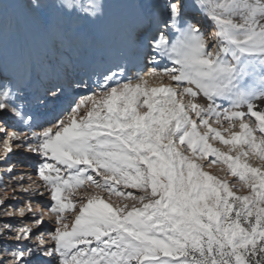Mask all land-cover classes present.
<instances>
[{
	"label": "snow or ice",
	"instance_id": "1",
	"mask_svg": "<svg viewBox=\"0 0 264 264\" xmlns=\"http://www.w3.org/2000/svg\"><path fill=\"white\" fill-rule=\"evenodd\" d=\"M21 4L53 30L103 8L99 0H2L0 45L9 8ZM135 7L147 24L130 45L146 58V73L121 83L119 65L105 70L99 92L72 101L31 136L0 127L4 164L13 145L40 158L38 187L48 192L55 225L34 245L24 243L31 227L16 230L11 264H264V164L250 162L264 161V0H136ZM192 13L209 22L210 35ZM31 78L30 70L23 78L0 72V118L31 126L24 111L33 102ZM44 95L60 100L63 86L52 82ZM215 164L246 191L205 171ZM17 212L43 227L30 202Z\"/></svg>",
	"mask_w": 264,
	"mask_h": 264
},
{
	"label": "bare ground",
	"instance_id": "2",
	"mask_svg": "<svg viewBox=\"0 0 264 264\" xmlns=\"http://www.w3.org/2000/svg\"><path fill=\"white\" fill-rule=\"evenodd\" d=\"M118 1V0H114ZM130 4L123 6L121 9H116L115 6L112 5V3L109 0H99V2L103 5L102 8V14H100L97 18L91 19V20H79L78 22V32H81V35L83 36L85 33L89 35V41L91 44L94 43L93 47L90 49L89 44H86L87 46H81L82 50L80 49V56H76L72 46L70 45V37L66 36L65 38L62 37L59 33L60 26H62V29L65 30V23L63 22L62 25L58 26L56 30L49 28L48 36L51 39L50 42L47 40L48 38L44 35L42 30V25L40 22V19L31 16H26L25 19V27H24V34L26 36L28 45V50L31 54V64L30 70L35 72V75L31 76V83H30V93L34 97V99H37L39 91H44L46 87L50 85V83L55 82L61 84L63 87L70 88V83L68 81H72L75 79L76 76H83L86 79H93L95 80L97 75L101 72L103 73L105 70L109 68L115 69L117 65L120 66L117 71L123 70L122 75L125 77L123 82H127L128 78H132L134 81V78L137 74H143L148 71V68L150 65L147 64L146 58H142L137 54V52L131 47L130 45V37L133 33L140 31L141 28L146 26L147 20L141 16L137 8L135 7L136 0H130ZM88 2V0H87ZM19 6V5H18ZM122 11V12H120ZM26 13V10H24ZM127 16H125L124 15ZM194 16V15H193ZM194 21H197L199 19L200 25L205 27L207 25L205 19H203L199 14L194 18ZM145 21V22H144ZM145 23V25H142ZM209 24V22H208ZM87 28V31L85 29ZM202 28V27H201ZM208 30H211V33L213 31L212 27H209ZM77 31V30H76ZM95 36H92L94 35ZM57 36V40H55V37ZM55 36V37H54ZM46 37V38H45ZM81 39V36L77 37ZM88 38V37H87ZM66 40V41H65ZM50 43H56V49L57 52H59V59H55L52 51L50 50ZM107 43V44H106ZM45 44V45H44ZM109 46V47H108ZM47 50V54L46 51ZM114 53L111 55V53ZM166 63V62H165ZM164 66L163 64L159 65ZM77 74V75H76ZM17 78H23L25 75V72H15L13 74ZM12 75V76H13ZM80 80V78H79ZM258 105L261 104L257 103ZM68 108L67 102L63 101L60 103H57L56 107L45 114L40 113L35 120L33 119L31 121L30 127L28 124H24L26 130L31 131V133L39 132L41 129L40 127L43 125V118H49L51 114L56 116H61L62 112L65 111V109ZM31 115V114H30ZM44 115V116H42ZM10 117H13L10 115ZM13 121H17L15 117H13ZM21 122V121H19ZM18 124V123H17ZM14 123L13 127L20 128L19 125ZM2 126V125H1ZM12 127L10 126L8 131H11ZM238 130V129H237ZM14 149V148H13ZM24 149H19V153H23ZM27 150V149H26ZM28 151V150H27ZM16 155L19 154H11L10 157H12L14 160H19L20 158ZM0 156H4L2 148H0ZM3 161V158L0 159V171H3V166L1 165ZM10 166H13L14 163L11 162L9 164ZM11 171L13 170L12 167H9ZM9 169L5 170V177L8 178V175L13 176L11 179L15 184L11 185L14 194L13 200L21 199L16 193L21 188V181L25 174H22L21 171H32L30 168H24L20 167L18 168L17 172L9 173ZM19 172V173H18ZM21 172V173H20ZM35 177V176H34ZM1 181V178H0ZM7 181L8 180H3ZM17 181H20L19 183ZM36 181H39V177L37 176ZM2 182V181H1ZM35 188H37V192H40L38 194H41V191L43 189L42 186H39L40 183L36 182ZM4 185V182L1 184ZM10 187V185H9ZM26 187V186H25ZM4 192V191H3ZM23 192V191H22ZM5 193V192H4ZM44 193V192H43ZM31 199H27L23 204L21 203L20 206H14L12 208H8L5 215H2L0 217V225L4 226L6 219H10L11 216H17L19 218L21 217L17 210L21 207H26V203L30 202L33 199V197H38L36 194L34 196H30ZM48 198V197H47ZM44 197L43 199H47ZM32 204V203H31ZM42 205V204H41ZM40 205V206H41ZM43 204L42 206H44ZM43 212V220L44 225H47L50 222L51 217L47 214L46 206L42 210ZM28 212L25 213L24 217H32V215L27 216ZM41 215V214H40ZM27 226L32 227V221L27 220L26 221ZM33 229V241L30 243V245L35 244L36 237H38L35 232L37 229L35 227H32ZM17 230V229H16ZM14 230V231H16ZM8 231V230H7ZM45 233V239H47V231ZM14 237V236H13ZM10 235L1 234L0 235V242L1 241H11L14 240V238ZM0 254L4 258L6 254L1 251ZM9 257V256H8ZM45 260L48 258H44Z\"/></svg>",
	"mask_w": 264,
	"mask_h": 264
},
{
	"label": "rangeland",
	"instance_id": "3",
	"mask_svg": "<svg viewBox=\"0 0 264 264\" xmlns=\"http://www.w3.org/2000/svg\"><path fill=\"white\" fill-rule=\"evenodd\" d=\"M113 6L116 7V9H121L123 8V6H126L128 4H130V0H118V1H114V0H109ZM0 2H2V0H0ZM9 2H11V0H9ZM81 3H87V0H80ZM24 10H26V13L24 12ZM122 12V11H120ZM31 16L29 14L28 9L21 5H13L12 7L9 8L7 16H6V20H5V29H4V35H3V42L2 45H0V72L3 73V75L6 76H12L15 72H26L28 70H30V64H31V54L29 52V48L28 45L26 44L27 39L26 36L24 34V27H25V19L26 16ZM125 15V13H124ZM194 15V16H193ZM197 13H192V19L195 20L194 18L197 16ZM126 16V15H125ZM34 17V16H33ZM127 17V16H126ZM82 21V20H81ZM197 21H199V19H197ZM207 23V25H205V27H202V30L205 32V34L210 35L211 34V30H208L210 26V24H208V21L205 20ZM41 22V20H40ZM65 23V30L62 29V23ZM78 22H80L79 20H62L59 23L60 29H59V33L62 37H66L69 36L70 37V45L72 46V49L75 53L76 56H80V49L82 50L81 46H87L86 44H88L89 41V35H87L86 33L82 36L81 32H78ZM145 22V21H144ZM200 23V22H199ZM41 25L43 26L42 29L44 28V30H42V32L44 33V35L48 38L47 40L50 42V38L48 36L49 33V28L44 25L41 22ZM142 25H145V23H143ZM85 29V28H84ZM142 29V28H141ZM77 30V31H76ZM87 31V28L85 29ZM139 31V30H138ZM56 36V35H55ZM54 36V37H55ZM81 36L80 38H77ZM92 36H95L92 35ZM45 37V38H46ZM88 37V38H87ZM55 40H57V36L55 37ZM66 41V40H65ZM107 44V43H106ZM45 45V44H44ZM94 43L89 44V48L91 49L93 47ZM109 47V46H108ZM56 43H50V50L52 51L54 58L55 59H59V52H57L56 49ZM46 54H47V50ZM110 52V51H109ZM111 55L114 54L112 52H110ZM163 67V66H161ZM31 71V70H30ZM102 73L100 72L96 79H86L83 76H76L75 79H73L72 81H68L70 83V89L63 87L64 89V96L57 101H52L51 99L47 98L44 95V91H39L38 93V98L34 99L33 97V102L31 103V105L25 109L24 111L28 114H31L32 120L35 118H37L39 116L40 113L43 112V114L52 111L57 103L66 101L67 105L69 106V104L78 99L81 96L87 95L89 94V92L92 93H96L100 91V88L97 87V81L102 80ZM35 75L34 71H31V76ZM77 75V74H76ZM80 78V80H79ZM119 79V77H118ZM84 82L88 83L89 85V89H85L84 87H76L77 83L83 84ZM121 83H123V80H121ZM115 86V85H113ZM29 91H31L30 87H29ZM257 103H260V101H257ZM64 115V111L62 112L61 116H54L53 114L50 115L49 118H43V125L40 127V129H42L43 127H48L50 126L51 123H54L57 119L62 118ZM44 116V115H42ZM11 120H14L13 117H10L9 115H6L2 118H0V127H7V130H9L10 126L12 127L11 131H24L26 132L29 136L32 135L31 131L26 130L25 126H24V122H19V120L17 121H13L11 122ZM17 124L19 125V129L13 127V125ZM2 125V126H1ZM33 125V124H31ZM226 126V125H225ZM227 136V134H225ZM4 136V133H0V139H2V137ZM214 147L219 148L221 151H227V147L220 145L217 142H213ZM13 153L12 154H19L16 155L18 156L20 159L19 160H14L12 157L9 158L8 163L4 164L2 161V166H3V171H0V201H6L5 204L0 205V217L2 215H5V213L7 211L8 208H12L14 206H20V204L24 203L27 199H31L30 196H34L35 194L38 197H33V199L31 200L32 203V207L34 210L38 211V214L43 216V212L42 210L44 209V207L49 205L50 203V197L48 195V192L46 189H42L41 194H38L40 192H37V188H35V184L36 182L40 183L39 181H36L37 178V172H36V166L39 162V157L36 156L35 154L27 151L26 149L23 150V153H19V149H16L15 146L13 145ZM24 149V148H22ZM235 152H232L231 155L235 156ZM3 156H0V159H2ZM13 162L14 165L10 166L9 164ZM250 162L253 164V166H257V165H261L264 164V161H259V160H250ZM9 167H12L13 170L10 171L9 173H15L18 171V168L20 167H28L30 168L32 171L26 172V171H21L22 174H25V176L23 177L21 184L23 186V189H29V191L25 192L22 190V188H20V192L18 191L16 194L21 198L16 200H13L14 198V194L15 192L11 191L13 190L12 186L13 184H15L14 182H10L12 181L11 179L13 178L12 174L8 175L9 177L6 178L4 173L5 170L9 169ZM205 171H211L214 175H218L221 178H226L229 181H232L234 183H236L237 188H240V192H245L246 190L241 188L239 182L235 181L233 177L231 176H226V165H222V164H215L213 165L210 169L209 168H205ZM20 172V173H21ZM19 173V172H18ZM95 175V174H93ZM35 176V177H34ZM96 179H99V177H96ZM3 180H8L7 181H3ZM4 182V185H1ZM20 184V185H21ZM10 185V187H9ZM26 186V187H25ZM42 186V185H41ZM43 187V186H42ZM84 187H87V185H85ZM34 190V191H33ZM7 193V196H5V193ZM23 191V192H22ZM83 191V189H81V192ZM128 191H133L132 189H128ZM44 192V193H43ZM80 193H77L76 198L79 197ZM240 194V193H238ZM44 197H48L47 199H43ZM116 198L113 197V200H115ZM128 203H131V201H128ZM43 204H45L44 206H42ZM38 205H41L40 208H37ZM29 215H31V213H27ZM68 214V213H66ZM70 215V214H69ZM5 220V219H4ZM4 220H0V221H4ZM7 221H5V224L10 225L11 227L6 229L4 226L0 225V235L1 234H6V235H10L11 237L15 236L16 231L14 230H18L20 228L23 227H29L27 226V220L32 221L33 217H23V218H19L17 216H11L10 219H6ZM49 224L44 225V227L39 228V230H37L35 232V234H37L38 236H40L41 233H44L45 231L49 230V229H53L55 227L54 223H53V218L51 217ZM70 223V220H69ZM32 227H35L34 225ZM31 227V228H32ZM8 230V231H7ZM34 235V234H33ZM14 238V237H13ZM33 241H25L24 243L26 244H30ZM16 245V241L15 240H11V241H1L0 242V252L3 251L6 256L4 258V255L2 256L0 254V261H3L4 264H11V252L14 249ZM34 245V244H33ZM9 256V257H8ZM53 264H55V262H53Z\"/></svg>",
	"mask_w": 264,
	"mask_h": 264
}]
</instances>
